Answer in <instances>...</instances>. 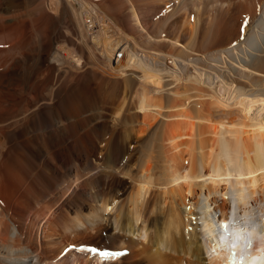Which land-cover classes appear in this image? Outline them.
I'll return each mask as SVG.
<instances>
[{
	"label": "bare ground",
	"instance_id": "bare-ground-1",
	"mask_svg": "<svg viewBox=\"0 0 264 264\" xmlns=\"http://www.w3.org/2000/svg\"><path fill=\"white\" fill-rule=\"evenodd\" d=\"M96 262L264 264V0H0V264Z\"/></svg>",
	"mask_w": 264,
	"mask_h": 264
},
{
	"label": "rangeland",
	"instance_id": "rangeland-1",
	"mask_svg": "<svg viewBox=\"0 0 264 264\" xmlns=\"http://www.w3.org/2000/svg\"><path fill=\"white\" fill-rule=\"evenodd\" d=\"M201 7H200V16L198 17L199 18V20H200V26H199V28H198V31H197V44L198 43H203V39H204V36H205V33L207 32V29H209V27L207 26V15H206V11H207V8H206V5L204 4V3H202L201 5H200ZM127 8H128V10H127ZM124 11H123V13H122V19L124 20V22L125 23H127L128 22V15L130 14V8L129 7H127ZM171 9V8H170ZM169 11V10H168ZM196 11V10H195ZM129 12V13H128ZM150 12V13H149ZM149 12H146V13H144L143 12V15H141L142 16V18L145 20V22H147V23H149V27L151 28V30H154L155 28H158L157 27V25H158V22H160L161 20H162V18H165V11H161L158 15H156L155 17L153 16V13H151V11H149ZM192 12H193V14H194V9H192ZM125 13V14H124ZM202 13V14H201ZM192 14V15H193ZM124 15V16H123ZM151 15V16H150ZM148 16V17H147ZM127 20H125L124 18ZM153 17V18H152ZM151 18V19H150ZM154 26V27H153ZM207 26V27H206ZM179 27H177V29L175 30V28L174 27H172V28H169L168 26H166L165 27V31H166V33H164V34H166V35H169V36H171L172 38H174L175 36L177 37V35L179 36V41H180V43H182V44H186L189 40H190V35H189V33H188V31L187 30H185V29H178ZM167 43V42H166ZM167 45H169L168 43H167ZM169 46H171V45H169ZM201 51V50H200ZM37 183V186H38V188L39 187H41L40 185H41V183L39 184L38 182H36ZM40 189V188H39ZM24 223V222H23ZM100 241V240H99ZM89 242H94V243H96L97 241L96 240H94V239H90L89 240ZM107 245H109V243H106ZM108 247V246H107ZM64 253H66V249H65V251H64ZM119 256V255H118ZM95 264H97V262L95 263Z\"/></svg>",
	"mask_w": 264,
	"mask_h": 264
},
{
	"label": "snow or ice",
	"instance_id": "snow-or-ice-1",
	"mask_svg": "<svg viewBox=\"0 0 264 264\" xmlns=\"http://www.w3.org/2000/svg\"><path fill=\"white\" fill-rule=\"evenodd\" d=\"M223 227H224L225 230H227L228 225H227V224H224ZM100 254H101L102 256H109V255H112V253H108V252H101Z\"/></svg>",
	"mask_w": 264,
	"mask_h": 264
}]
</instances>
